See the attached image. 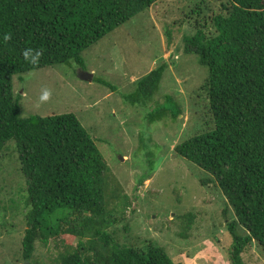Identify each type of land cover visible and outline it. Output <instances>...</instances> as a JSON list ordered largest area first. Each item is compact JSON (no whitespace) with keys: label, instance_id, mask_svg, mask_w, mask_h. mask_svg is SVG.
<instances>
[{"label":"trees","instance_id":"obj_1","mask_svg":"<svg viewBox=\"0 0 264 264\" xmlns=\"http://www.w3.org/2000/svg\"><path fill=\"white\" fill-rule=\"evenodd\" d=\"M158 1L0 0V152L14 140L25 177L24 259L32 257L37 241L46 245L68 235L77 242L58 251L54 264H179L153 242L137 248L119 239L118 232L127 230L130 197L76 115L22 117L12 89L14 75L72 60L81 65L85 48ZM193 4L186 15H194L195 32L184 36L183 53L207 69L203 87L212 128L174 151L210 175L201 183L216 184L226 197L236 217L226 224L233 239L230 264H243L241 254L252 240L264 255V0L221 4L223 12L211 16L214 35L204 31L201 9ZM26 48L42 51L36 65L24 60ZM167 66L162 61L136 80V100H150ZM163 99L150 121L176 120L181 113L174 95ZM192 219V213L183 215L182 227L188 229ZM238 227L245 232L238 234Z\"/></svg>","mask_w":264,"mask_h":264},{"label":"rangeland","instance_id":"obj_2","mask_svg":"<svg viewBox=\"0 0 264 264\" xmlns=\"http://www.w3.org/2000/svg\"><path fill=\"white\" fill-rule=\"evenodd\" d=\"M194 2L204 31L214 35L211 16L223 12L227 0H160L85 48L81 65L72 60L14 75L12 89L22 117L73 113L91 135L131 200L127 230L118 232L121 241L137 248L153 242L179 264H230L233 239L226 224L236 219L233 209L216 184L201 183L209 174L174 151L179 142L212 128L203 87L207 69L195 55L183 53L184 36L195 32L194 15H186ZM162 61L168 66L159 89L146 103L136 100V80ZM88 74L91 81L82 78ZM44 90L51 93L46 101L40 99ZM165 94L174 95L181 113L176 120L150 121L148 114ZM25 188L17 145L8 140L0 152V264H54L58 251L74 246L77 238L37 241L32 257L24 259ZM187 213L193 221L184 229ZM241 257L243 264H264L255 240Z\"/></svg>","mask_w":264,"mask_h":264},{"label":"clouds","instance_id":"obj_3","mask_svg":"<svg viewBox=\"0 0 264 264\" xmlns=\"http://www.w3.org/2000/svg\"><path fill=\"white\" fill-rule=\"evenodd\" d=\"M11 39V36L10 35H5L4 36V40H10ZM23 57H24V60L31 64V65H36L38 62H39V59L42 55V51L41 50H38V49H33V48H26L23 50V53H22ZM51 93L50 91L48 90H44L40 99L42 101H46L47 99H49Z\"/></svg>","mask_w":264,"mask_h":264},{"label":"water","instance_id":"obj_4","mask_svg":"<svg viewBox=\"0 0 264 264\" xmlns=\"http://www.w3.org/2000/svg\"><path fill=\"white\" fill-rule=\"evenodd\" d=\"M82 78H83L84 80H89V81H91V80H92V74L83 75Z\"/></svg>","mask_w":264,"mask_h":264}]
</instances>
